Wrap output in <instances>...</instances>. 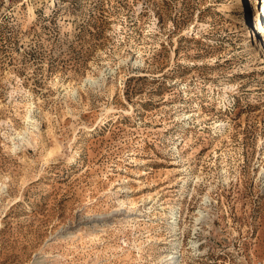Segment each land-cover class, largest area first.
<instances>
[{
	"label": "rangeland",
	"instance_id": "1",
	"mask_svg": "<svg viewBox=\"0 0 264 264\" xmlns=\"http://www.w3.org/2000/svg\"><path fill=\"white\" fill-rule=\"evenodd\" d=\"M262 4L0 0V264H264Z\"/></svg>",
	"mask_w": 264,
	"mask_h": 264
},
{
	"label": "bare ground",
	"instance_id": "2",
	"mask_svg": "<svg viewBox=\"0 0 264 264\" xmlns=\"http://www.w3.org/2000/svg\"><path fill=\"white\" fill-rule=\"evenodd\" d=\"M238 1H240V0H238ZM252 8H253V10H256L255 4L252 5ZM262 13H264V0H263V4H262ZM258 16L259 15L258 14L255 15V12H254L253 21L252 22H249V25L251 26V29L254 30V33L252 34L253 37L254 36L256 37L257 35H260L264 31L263 30L264 27L257 20L258 19L257 18ZM249 33H251V32H249ZM251 41H253L251 43V46H252L251 47V50L253 51L254 55L257 56V55H259L262 52L263 53V56H264V35H261L260 40H258L257 38H255L254 40H251ZM115 215H117V213H112L110 216H115ZM108 217H109V215H108ZM92 221H101V219L97 217V218H94ZM166 261H168L167 264H177L176 257H174V256H169L166 259Z\"/></svg>",
	"mask_w": 264,
	"mask_h": 264
}]
</instances>
